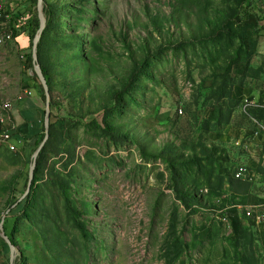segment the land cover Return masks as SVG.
<instances>
[{
    "label": "rangeland",
    "instance_id": "rangeland-1",
    "mask_svg": "<svg viewBox=\"0 0 264 264\" xmlns=\"http://www.w3.org/2000/svg\"><path fill=\"white\" fill-rule=\"evenodd\" d=\"M49 2L56 21L42 35L41 60L54 72L56 124L32 207L15 229V260L264 264V223L244 215L246 206L264 205V123L254 120L264 115V31L239 26L237 0ZM20 11L13 25L32 42L33 0L8 2L0 35ZM9 44L0 43L2 84L15 83L16 62L2 63ZM146 56L152 60L141 66ZM133 73L122 98H111ZM91 121L109 133L94 136ZM29 157L0 144V222ZM242 166L253 182L235 180ZM176 189L196 199L192 209ZM1 239L0 264H10Z\"/></svg>",
    "mask_w": 264,
    "mask_h": 264
},
{
    "label": "trees",
    "instance_id": "trees-1",
    "mask_svg": "<svg viewBox=\"0 0 264 264\" xmlns=\"http://www.w3.org/2000/svg\"><path fill=\"white\" fill-rule=\"evenodd\" d=\"M15 1H19V0H9L8 2H15ZM35 1L37 7H38V3L39 0H33ZM237 6L239 7V11H238V16H239V21L238 24L240 27H244V28H248L249 30H262L264 31V1L261 3V5L257 4L256 2H254V0H237ZM29 11H33L32 8ZM30 12V13H31ZM44 12L47 18V28H49L53 23H55L56 21V11L53 8L52 4L49 2V0H44ZM21 11L15 16V18H12L11 22H10V27L14 29V34L19 35L21 32L25 31V28L22 27L21 29H18L17 27H15L13 25V22H17L18 20H21ZM33 18V17H32ZM36 26H34L35 28H32V46L30 48L31 52L29 54V64L28 67L29 69H31L34 72V77L36 79V81L38 82V87L41 91V94L43 95V99L45 102V108H46V104H47V95H46V90L45 87L43 85V83L41 82L38 74L35 71V63H34V39L38 34V31L40 29V25H41V20H40V16H39V12L37 13L36 16ZM30 25H32V23L30 22L28 27H30ZM48 31V29L46 30V32ZM228 32V30H227ZM14 35V36H15ZM218 33H216L217 36ZM212 35H207L205 37V40ZM77 40L79 41V39L77 38ZM47 41V40H46ZM188 40H181L182 43L187 42ZM43 40L40 41L39 43V47H38V53H39V59H40V63L42 65V68L44 70V73L47 77L48 83L50 85V91L52 94L51 97V101H50V118H49V138L52 137L53 133H54V126H55V122H53V118H54V113H53V108L56 106V103L53 102L54 99V84H53V75L52 73H54L52 71V69H49L47 65H45L44 63H42L41 60V52H43ZM81 42V41H79ZM180 43V42H179ZM76 59L78 62H75L77 64H80V60L82 59L81 55H80V51H76ZM150 60H152L151 57L146 56V58L144 59L143 63L141 64V66L150 63ZM74 67V66H73ZM141 70V67H138ZM136 69V72H138L139 69ZM65 69V68H64ZM66 70V69H65ZM58 72V71H55ZM69 72V71H68ZM68 72L66 71L65 74H68ZM139 76V74L137 73H133L131 76L128 77L127 80L124 81V86L122 87L123 90L121 91H115L112 92L111 94V98H113L114 100H119L120 98H122V95L126 92L125 89L129 87V84H131L133 82V80H137V77ZM264 105V104H263ZM264 109V106H263ZM108 111V109H107ZM264 114V110L261 111ZM222 113V112H220ZM43 116H45V109L43 111ZM231 117V114L228 116V118ZM44 118L42 119V126L40 128L39 133H37V135L35 136V139L31 138V142L29 141V139H25V144H28V142H30L31 144H29V148L27 149L28 152H26L25 156L29 158H31V163H32V156L33 154L37 151V149L39 148V146L41 145V143L43 142L44 138H45V125H44ZM255 121H257L259 124H263L264 123V115L261 116L260 115V119H254ZM90 127L92 128V132L94 134V136L97 135V132L102 131V132H106L107 134L109 133V131L105 128L100 127L96 121H91L90 122ZM15 138H17V140H20V137L18 135L17 130H15ZM49 143V142H48ZM47 143V145H48ZM27 146V145H26ZM7 150H9L8 148H6ZM26 150V149H24ZM47 150L48 148L46 146H44L42 148V150L39 153V156L37 158L36 161V168L34 171V177H33V183H32V190L31 192L34 190V186L35 183L43 176L44 171H45V161H46V157H47ZM10 152V151H9ZM161 158V156H160ZM234 177V176H233ZM235 178V177H234ZM28 180H29V172H21L20 174H18L15 179L12 181L11 184V200L10 201V205L8 208H11L25 193L26 189H27V185H28ZM236 181H239L235 178ZM241 182V181H240ZM244 183V182H243ZM43 187V185H40L37 187V189L35 190V205L39 202V198H41V194H40V189ZM177 193V197L178 200L181 201L182 205L186 208V209H192L193 203L195 202V198L191 197L190 194L185 193L183 191H180L179 189H176L175 191ZM32 196L31 194H29L26 199L24 201H22L21 203H19V205L14 208L11 209L10 214L7 216V218L5 219L4 222V231H5V235L9 238V240L12 242V244L14 246H16V242H15V229L16 226L18 224V220H19V216L22 212L26 211L27 209H30L32 207ZM34 206V203H33ZM87 206L89 207L90 205L87 204ZM73 216L75 218L77 217H81V214H79V209H73ZM82 231L84 233L85 236H87L88 231L86 230V227L84 225H82ZM62 233V232H61ZM172 237V236H171ZM2 244L6 247V249L8 250V252L10 253V249L8 244L6 243V241L4 240V238L1 239ZM175 242H178V245H182L183 242H180L179 240L176 239ZM183 246V245H182ZM249 260V256L245 257V256H239V260L241 262H246V260ZM15 264H23L22 260L18 258L15 260Z\"/></svg>",
    "mask_w": 264,
    "mask_h": 264
},
{
    "label": "crops",
    "instance_id": "crops-1",
    "mask_svg": "<svg viewBox=\"0 0 264 264\" xmlns=\"http://www.w3.org/2000/svg\"><path fill=\"white\" fill-rule=\"evenodd\" d=\"M8 42H10L11 45L9 44L5 48V52H3L4 56H2V59L5 58L6 60L8 59V61L5 62L4 60L2 63L5 67V65L8 66V62H11L12 60L16 62L15 83L12 84L11 81L9 84H2L0 82V97L11 99L14 103L13 115L16 121V130L22 141L18 144L17 153L25 157L26 152H28L27 149H30L29 144L32 143L30 139H35V136L39 133L42 126L41 121L43 119L45 102L38 87V82L34 77V72L25 65V57L26 55L29 57L28 51L32 43L30 35L28 32H23L18 36L15 35L14 39ZM12 43L16 44L18 47L17 51L19 54H22V59L24 61L22 65L19 63L17 53L15 54L16 51L13 50L14 47L12 46ZM5 87H7V90H5ZM29 90L32 92L31 94L28 93ZM25 139H29L31 143L28 142V144H25Z\"/></svg>",
    "mask_w": 264,
    "mask_h": 264
},
{
    "label": "built area",
    "instance_id": "built-area-1",
    "mask_svg": "<svg viewBox=\"0 0 264 264\" xmlns=\"http://www.w3.org/2000/svg\"><path fill=\"white\" fill-rule=\"evenodd\" d=\"M8 1L0 0V16H7ZM14 29L9 26L4 33L0 35V43L12 41L14 39ZM28 93H32L30 90ZM20 97V96H19ZM14 103L11 99L0 97V144L9 149L10 152H17L18 144L22 141L15 138L16 121L13 115ZM240 146V142L236 143ZM235 178L244 183L254 181L255 175L249 170V167L242 166L235 173ZM244 215L256 224L264 223V205L246 206Z\"/></svg>",
    "mask_w": 264,
    "mask_h": 264
},
{
    "label": "water",
    "instance_id": "water-1",
    "mask_svg": "<svg viewBox=\"0 0 264 264\" xmlns=\"http://www.w3.org/2000/svg\"><path fill=\"white\" fill-rule=\"evenodd\" d=\"M38 9H39V16H40V20H41V25H40V29L38 31V34L34 39L33 49H34L35 71L38 74L41 82L43 83L45 90H46V95H47V104H46V108H45V121H44L45 138H44L43 142L41 143V145L39 146V148L37 149V151L32 156V163H31V166L29 169V180H28V185H27V189H26L25 193L11 208H9L6 211V214L2 217V220L0 222L1 236H2V238H4V240L6 241V243L9 246V249H10V264H14V261L16 258V255H15L16 254V247L12 244V242L9 240V238L5 235V231H4L5 218L10 214L11 209L16 208L19 205V203L24 201L26 199V197L30 194L31 188H32V183H33L34 171L36 168V161H37V158L39 156L41 149L43 148V146L45 145V143L49 137L51 91H50V85L48 83L47 77L44 73V70L42 68V65L40 63L39 56H38L39 43H40V40L42 38L43 33L45 32L46 26H47V18H46L45 12H44V0H39Z\"/></svg>",
    "mask_w": 264,
    "mask_h": 264
}]
</instances>
